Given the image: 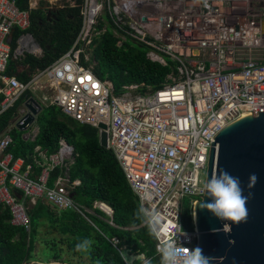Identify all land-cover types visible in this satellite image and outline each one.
Segmentation results:
<instances>
[{"label":"built area","instance_id":"obj_1","mask_svg":"<svg viewBox=\"0 0 264 264\" xmlns=\"http://www.w3.org/2000/svg\"><path fill=\"white\" fill-rule=\"evenodd\" d=\"M17 1L0 0V116L29 91L42 107L55 104L78 123L94 127L97 137L105 130L106 149L121 166L139 207L145 208V223L148 210L161 217L163 227L154 236L156 253L169 241L194 249L195 228L182 229L180 224L181 200L193 198L192 206L203 194L207 157L217 132L239 117L264 112V0H82L81 22L70 48L26 81L6 72L9 42L15 27H29L30 9L39 0H27V9ZM73 3L65 0L45 9ZM106 15L118 45L129 39L146 48L148 59L175 61V70L165 74L159 87L127 82L116 91L110 79L95 75L92 41L106 30ZM99 21L102 26L96 28ZM17 43L14 58L42 53L29 33L21 34ZM26 111L23 102L0 130V206L10 211V222L29 232L28 209L43 200L58 210L74 211L88 223L86 214L98 210L113 225V210L106 203L94 202L86 209L72 199L71 189L79 180H69L74 154L63 138L51 154L35 147L39 174L32 175V164L7 151L10 131ZM56 166L64 170L49 185L50 170ZM109 241L126 264L136 259L146 263L143 254L118 247L116 237Z\"/></svg>","mask_w":264,"mask_h":264},{"label":"trees","instance_id":"obj_2","mask_svg":"<svg viewBox=\"0 0 264 264\" xmlns=\"http://www.w3.org/2000/svg\"><path fill=\"white\" fill-rule=\"evenodd\" d=\"M44 1L41 0L42 5ZM73 5H64L50 10L41 6L30 9V25L21 30L15 27L11 33V57L6 72L15 74L21 81H26L37 69L50 65L56 58L65 53L71 46L80 26V5L82 0H73ZM39 3V4H40ZM22 9L28 8L27 0H18ZM53 15V16H52ZM106 30L93 38L90 57L94 61L93 72L101 78H108L116 91L123 83L143 82L151 88L159 87L165 74L175 70V61L165 58L161 64L145 56V47L129 39L121 45L113 34L114 27L106 15ZM102 22L95 24L100 28ZM23 33L31 34L42 49L41 55L25 52L22 56L13 57L17 39ZM80 61L83 62L82 56ZM21 66V69L18 67ZM32 95L27 91L19 101L0 116V130H3L17 115V108ZM38 133L33 139L24 138L25 130L13 127L10 131L12 142L7 151L13 157H21L25 163L33 166V174L41 172V166L35 163V147L40 146L47 154L59 148V139L73 148V160L68 165L69 180L78 179L79 184L72 187L73 200L86 209H91L94 202H103L113 210L112 223L98 210L86 214L85 219L71 210H58L48 202L38 200L29 207L28 215L31 229L27 232L22 226L10 222L11 214L7 207L0 206V264H23L31 261L39 227L48 225L60 237L45 239L46 260H63L76 264H126L117 247L109 239L116 237L117 246H125L129 253L143 254L145 264H162V255L155 250V238L149 234L148 223L143 213L139 212L136 196L130 188L124 172L110 149L98 145L96 129L81 124L65 115L57 105L48 104L36 117ZM59 166L50 170L48 184L63 172ZM13 193H16L14 191ZM183 198L180 204L179 219L182 229L192 227L191 201ZM136 215H139L137 219ZM84 240L91 241L87 251H77L76 245ZM59 243H65L72 256H63ZM73 255L76 259H73ZM74 260V261H73ZM135 264H141L136 259Z\"/></svg>","mask_w":264,"mask_h":264},{"label":"water","instance_id":"obj_3","mask_svg":"<svg viewBox=\"0 0 264 264\" xmlns=\"http://www.w3.org/2000/svg\"><path fill=\"white\" fill-rule=\"evenodd\" d=\"M50 14L47 11L46 16ZM24 105L26 113L15 122L19 130H26L33 124L42 110L32 97L25 100ZM97 126L106 128L102 123ZM106 136V131L102 130L97 137L98 145L103 148H106ZM214 139L207 157L204 187L207 180L221 169L239 177L243 194H252L246 205L249 215L247 222L239 225L217 218L200 206L212 199L204 188L203 194L191 206L192 225L196 231L195 248H201L203 255L212 258L210 264H264V112L235 119L220 129ZM252 173L257 175L258 180L249 189L248 178ZM226 223L231 225L229 234L223 232ZM230 240L234 242L229 243ZM24 264L76 263L34 259Z\"/></svg>","mask_w":264,"mask_h":264},{"label":"clouds","instance_id":"obj_4","mask_svg":"<svg viewBox=\"0 0 264 264\" xmlns=\"http://www.w3.org/2000/svg\"><path fill=\"white\" fill-rule=\"evenodd\" d=\"M41 49V47L39 46ZM42 51V49H41ZM258 177L252 173L248 178V188L255 186ZM206 193L212 198L211 202L202 203L201 208H206L213 213L217 218L225 221H231L232 224L239 225L246 223L248 219L247 203L251 198V193L245 196L244 190L241 187L239 177L232 176L227 171L221 169L218 173L213 174L211 179L205 184ZM139 212L144 213L145 208L140 207ZM150 219L148 221L149 234L159 236V229L163 227L161 217L155 211H149ZM139 219V215H136ZM223 232L231 233V225L224 224ZM234 241H229L233 243ZM91 241L84 240L76 245L77 251H87ZM162 264H210L212 258L203 255L201 248L187 249L176 245L175 241H169L161 249Z\"/></svg>","mask_w":264,"mask_h":264},{"label":"rangeland","instance_id":"obj_5","mask_svg":"<svg viewBox=\"0 0 264 264\" xmlns=\"http://www.w3.org/2000/svg\"><path fill=\"white\" fill-rule=\"evenodd\" d=\"M41 0L38 1V5H36L35 7L37 8L38 6H41L43 9H45L46 5H53V4H61L64 3L65 0H45L42 5L41 3L39 4ZM73 5V4H72ZM146 49V48H145ZM36 55H40V53H35ZM18 69H21V66L18 67ZM38 131V123L37 121H35L33 124H31L23 133V137L25 138V136L27 138H31V136L34 133H37ZM51 237H60V235L55 232L52 231L50 229V227L48 225H44L43 227H39V232L37 235V239L35 242V249L33 252V258L32 260H40V261H51V260H46V254L48 253V249L46 248V242L45 239L51 238ZM57 248L61 249V252L63 253V256H72L70 255V253L67 250L66 244L65 243H59ZM73 259H76V256L73 255ZM73 260V261H74ZM73 263V262H72Z\"/></svg>","mask_w":264,"mask_h":264},{"label":"crops","instance_id":"obj_6","mask_svg":"<svg viewBox=\"0 0 264 264\" xmlns=\"http://www.w3.org/2000/svg\"><path fill=\"white\" fill-rule=\"evenodd\" d=\"M37 133H38V131H37ZM37 133H36V134H37Z\"/></svg>","mask_w":264,"mask_h":264}]
</instances>
